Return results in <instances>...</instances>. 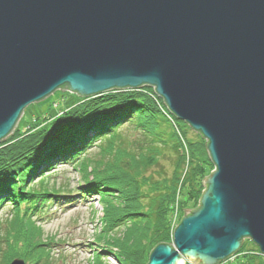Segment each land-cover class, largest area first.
<instances>
[{"label":"water","instance_id":"1","mask_svg":"<svg viewBox=\"0 0 264 264\" xmlns=\"http://www.w3.org/2000/svg\"><path fill=\"white\" fill-rule=\"evenodd\" d=\"M142 87L214 166L148 264H219L247 239L264 256V0H0V142L56 90Z\"/></svg>","mask_w":264,"mask_h":264},{"label":"trees","instance_id":"2","mask_svg":"<svg viewBox=\"0 0 264 264\" xmlns=\"http://www.w3.org/2000/svg\"><path fill=\"white\" fill-rule=\"evenodd\" d=\"M152 92L155 94L154 91ZM122 97L125 99L121 100ZM155 99L162 111L156 107L157 105L152 107L150 101L133 93L121 97L114 95L103 100L101 106H88L81 111V114H75L67 124L62 123L54 135H47L41 140V137L30 135V139L26 142L27 152L33 150L35 152L28 158L29 161H23L26 156L12 159V152L7 148L0 150V179L7 180L8 177L11 178V172H21L22 175H18L17 178H20L22 185L26 177L30 178L37 171L47 170L55 165V162L68 160L69 164L76 162L81 155L77 152L90 148L91 144L99 140H107L103 151L106 150L105 154L109 155L116 139L114 130L123 122L130 123L142 139L141 142H137V148L133 151L119 149L114 158L96 171L95 176L93 175L94 179L91 180L98 182L84 187L80 193L83 194L82 198L89 193L97 195L105 225L99 240H105L115 252L117 251L118 264H148L150 253L156 246L172 242L173 230H170L166 220L170 204L181 189L187 191L188 200L199 204L202 194L200 179L203 180L205 177L203 170L213 169L206 140L196 132L199 138L191 141L182 129L185 125L177 121L159 97L156 96ZM112 105L115 107L111 108ZM109 107L110 109H107ZM104 115L108 116L101 119ZM165 115L168 117L166 118ZM100 134H108V136L96 138ZM38 144L43 148L42 152L34 149ZM34 158L38 159L36 165L32 160ZM27 164L28 170L24 168ZM165 164L171 167V172L166 170ZM84 168L82 164L79 172L82 173L83 180L88 182L92 175L88 172L91 170L86 171ZM8 182L5 183L7 188L9 183L11 188H18L13 181ZM104 189H113V192L117 190L119 196H115L113 192L107 193ZM51 193L42 191L40 194L36 189L29 190V193H26L29 199L25 198L23 201L25 205H30L28 201L34 202L39 199H44L43 202L46 200L51 202L52 198H49ZM10 196L11 193L2 189L0 204L4 199L11 198L16 205V201L12 198L14 196ZM52 196L56 199V196ZM33 204V210L36 211L39 208L36 206L38 202ZM41 205L43 206V203ZM27 211L26 209L24 213ZM119 230L124 231L119 234ZM244 245L243 241L239 252L244 251ZM39 254L43 256L42 252L36 256ZM244 258L245 261L238 264H264V256L259 253L257 246L253 252L245 254Z\"/></svg>","mask_w":264,"mask_h":264},{"label":"rangeland","instance_id":"3","mask_svg":"<svg viewBox=\"0 0 264 264\" xmlns=\"http://www.w3.org/2000/svg\"><path fill=\"white\" fill-rule=\"evenodd\" d=\"M152 91L154 89L151 87H142L134 90L110 91L103 95L83 98L68 90H56L41 101L30 103L23 110L13 132L0 142V150L7 148L8 151L12 152V159L17 157L21 159L26 156L23 161H29L28 158L35 152V150L27 152L26 142L30 139V135L41 137L40 140L47 135L52 136L58 131L62 123L67 124L70 122L75 114H81V111L88 106L97 107L102 104L103 100L114 95L121 97L133 93L150 101V106L157 105L156 107L161 110L155 99L157 95H155L156 93L153 94ZM120 99L124 100L125 98ZM115 105H112L111 108H114ZM107 109H110V107ZM106 116L108 115L102 116L101 119ZM165 117L168 116L165 115ZM179 122L185 125V127L180 126L183 127L182 129L191 141H196L199 138L188 124L183 121ZM181 127L179 128L181 129ZM114 131L116 139L113 150L109 155L105 154L106 150L103 151V147L107 145V140H99L91 144L90 148L77 152L81 155L76 162H70V164L67 163L69 160L55 162V165L47 170L37 171L30 178L26 177L22 185L20 178H17L18 175H22L21 172H11V178L8 177L7 180L0 179V192L3 189L4 192L11 193L10 197L14 196L12 198L16 201L15 205L11 198H7L0 204V264H9L14 258L22 259L25 264H43L44 262H48V264H118L117 251L115 252L105 240H99V235H102L100 233H102L105 225L97 195L89 193L85 198H82L83 194L80 193L84 187L98 182L91 180L94 179L93 175L101 167H104V164L111 161L119 149L133 151L137 148V142L142 140L130 123L123 122ZM108 134H100L96 138L100 139L103 135L107 137ZM40 147L41 145L38 144L34 149L42 152L43 148ZM32 160L36 165L38 159L34 158ZM81 163L86 171L91 170L88 172L92 174L88 182L83 180L82 173L79 172V167H82ZM28 164L24 167L27 170ZM165 165L166 170L169 172L171 167L168 164ZM213 170L214 166L213 169L205 168L203 170L204 178L208 177ZM8 181H13V184L18 188H11ZM7 182L10 188L6 187L5 183ZM200 182L202 183V179H200ZM22 189L24 192H22ZM34 189L40 194H42V191L52 192L49 196L52 201L51 199V202L49 200L43 202L44 199L34 200V202L31 200L28 201L30 205H25L23 199H29L26 193ZM104 190L107 193L113 192V189ZM204 190L205 187L202 185V192ZM118 193L117 190L113 192L115 196ZM52 195L56 196V199H53ZM64 195H69V197H64ZM32 202H38L36 206L39 208L36 211L33 210L34 204ZM198 205L188 200L187 191L181 189L173 203L170 204L166 217L170 230L174 231L185 216L184 210H194ZM26 209L28 211L24 213ZM121 231L124 230H119V234L122 233ZM171 237H173V234ZM244 244L243 252L238 250L237 253L221 264L244 262V255L253 252L256 246L248 240H244ZM39 252H42L43 256L40 254L36 256ZM27 257H30V259ZM187 263L192 264L188 259H184L183 264Z\"/></svg>","mask_w":264,"mask_h":264}]
</instances>
